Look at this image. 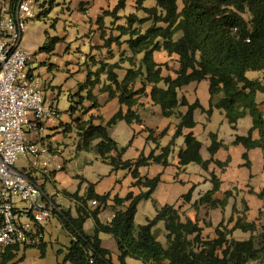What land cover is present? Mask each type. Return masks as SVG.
I'll list each match as a JSON object with an SVG mask.
<instances>
[{
	"label": "crops",
	"instance_id": "0c3cea01",
	"mask_svg": "<svg viewBox=\"0 0 264 264\" xmlns=\"http://www.w3.org/2000/svg\"><path fill=\"white\" fill-rule=\"evenodd\" d=\"M39 1L41 20L32 23L23 37L22 45L34 54L28 69L29 78L38 82L46 103L57 107L60 117L53 122L41 123L37 131L31 128L35 123L34 117H29V142L48 145L53 155L51 177L47 178L37 172H32L31 177L37 183L40 180L44 182L42 187L53 203L74 218L78 217L79 204L66 197L65 192L79 193L81 197H86L92 185L95 194L109 195L107 205L99 216L103 224L109 225L115 218V197L125 199L131 193L137 196L147 189L134 186L136 180L131 170L116 171L94 152L81 150L77 120L87 121L90 117H101L103 123L95 120L94 124L106 125L120 110L127 113L128 108L122 106L118 98L110 99L109 93L103 88L109 84L107 72L110 66H119L114 71L121 82L129 69L140 66L143 56L133 58L126 42L128 37L122 36L120 28L127 25V17L138 15L142 18L145 15L138 11V0H126L125 8L115 16L113 13L121 0ZM143 7L154 8L156 1L145 0ZM52 40H56L52 52L41 51ZM154 60L162 66L163 77H176V71L180 68L178 55L160 51L154 54ZM89 75L92 81L97 80L92 93L97 99L98 108H92L93 102L86 99L90 88L82 89ZM262 76L261 73V77L256 80H262ZM140 88L142 85L138 82L135 90ZM151 91L152 86H148L145 93L137 97V103L132 108L140 117L141 123L120 121L110 131L118 145L126 149L123 155L125 162H135L141 155L148 157L152 152L159 155L163 148L171 146L169 166L153 164L138 170L142 178L159 177L160 184L151 199L139 204L136 225L146 226L157 217L161 209L172 206L179 212L182 222L198 223L205 240L215 239L220 225H229L232 229L238 218L243 217L248 223H256L258 230L253 234L236 230L232 238L247 241L252 236H258L264 230V198L259 197L264 192V151L260 148L247 150L243 145L234 144L237 136L249 135L254 125L253 119L247 116L234 129L224 110L214 108L211 114L208 113L211 107L209 81L192 83L180 89L178 97L180 100L186 99L190 105L199 102L203 109L194 113L195 127L183 129L182 135L176 138L180 115H186L188 107L180 106L176 115L165 117L161 107L152 101ZM81 98L83 101L79 104ZM63 100L66 110L61 109ZM256 101L264 114V94L258 93ZM188 134H193L202 143L201 156L204 161L212 159L209 151L212 145L211 135H217L224 147L215 154L214 161L223 166H218L215 162L207 169L197 164L182 166L179 153L185 149V137ZM252 137L258 140L259 131H253ZM245 154L248 155V161L244 158ZM248 162L250 167L247 166ZM18 168L27 170L28 161L25 160L22 166L18 164ZM213 177L220 184L213 199L225 200V205L217 208H212L209 203H199L202 197L214 189ZM227 193L230 196L226 199ZM189 194L191 197L186 200L185 196ZM128 205L126 203L124 207ZM89 207L95 210L98 206H93L90 202ZM232 218L234 222H230ZM84 230L89 236L95 234L93 219L87 220ZM152 233L164 247L168 246V232L164 222H159ZM69 236L71 237L70 234ZM100 239L103 248L111 252L113 263L119 264L116 240L108 234H101ZM44 244L46 257L48 245ZM39 250L41 257L45 258L41 249ZM127 262L143 264L132 259Z\"/></svg>",
	"mask_w": 264,
	"mask_h": 264
},
{
	"label": "trees",
	"instance_id": "16d2710c",
	"mask_svg": "<svg viewBox=\"0 0 264 264\" xmlns=\"http://www.w3.org/2000/svg\"><path fill=\"white\" fill-rule=\"evenodd\" d=\"M144 1L138 0V11H142L145 17L131 15L127 17V25L120 28L122 36L128 37L126 42L133 58L143 56L141 64L129 69L122 82L114 71L119 66H110L107 72L109 84L103 88L109 93L110 99L118 98L120 104L128 108L127 113L120 110L106 125L94 124L95 120L103 123L101 117L77 120V128L81 137V150L94 152L116 171L131 170L136 180L134 186L146 188L147 191L137 196L131 193L125 199L115 197V218L109 225L103 224L99 218L109 195L95 194L92 185L86 197L65 192L66 197L79 205L77 218L67 211L56 213L72 237L64 262L91 264L90 254L93 253V264H114L111 252L103 248L100 239L101 234H108L117 242L119 264H128L129 259L143 264H264V230L247 241L232 238L236 230L251 234L258 230L257 224L248 223L245 217L238 218L232 229L229 225H220L216 230L217 237L213 240L202 237L198 223L182 222L179 212L172 206L161 209L146 226H137L135 219L139 204L151 199L160 184L159 177L142 178L138 170L153 164L169 166L171 146L163 148L159 155L152 152L148 157L141 155L135 162H125L123 155L126 149L121 148L110 134L120 121L141 123L132 108L137 103V97L144 94L148 86H152V101L161 107L165 117L176 115L180 106L188 107L187 114L180 115L176 138L181 136L183 129L195 127L194 113L203 108L199 102L190 105L186 99L180 100L178 92L192 83L208 80L211 95L208 113L211 114L214 108L224 110L234 129L240 120L250 116L254 124L252 130L246 137L237 136L234 144L243 145L247 150L260 148L264 151V114L256 101L258 93L264 94V0H155L154 8H144ZM125 4L126 0H121L113 15L124 9ZM40 18L39 14L37 20ZM146 22H151V25L142 29L141 26ZM55 42H48L41 51L52 52ZM160 51L180 57L176 77L162 76V66L154 60V54ZM133 58L130 60L133 61ZM249 72L262 73V80H250L247 77ZM138 82L142 88L135 90ZM96 83L97 80L92 81L89 75L87 83L82 86V89L90 88L86 99L93 102L92 108L99 107L92 93ZM82 101L83 98L78 101L79 104ZM256 130L260 133L258 140L252 137V132ZM211 138L209 151L212 159L204 161L201 156L202 143L193 134H188L185 137V149L179 153L180 164H197L207 169L215 162V154L224 147L217 135H211ZM244 158L248 161L247 154ZM215 163L223 166L220 162ZM247 166L250 167L249 162ZM213 181L214 189L202 197L199 203H209L212 208H217L225 205V200L213 199L220 188L214 177ZM229 196L230 193H227L226 199ZM190 197L189 194L185 199ZM259 197L264 198V192ZM92 201L99 203L95 210L89 207ZM126 203H129L128 207H124ZM89 219L95 222L93 236L84 230ZM159 222L165 223L168 232L167 247L158 242L152 233ZM230 222H234V218ZM44 245L39 247L43 257ZM18 256L9 252L3 264L14 262Z\"/></svg>",
	"mask_w": 264,
	"mask_h": 264
},
{
	"label": "built area",
	"instance_id": "2783aa9c",
	"mask_svg": "<svg viewBox=\"0 0 264 264\" xmlns=\"http://www.w3.org/2000/svg\"><path fill=\"white\" fill-rule=\"evenodd\" d=\"M40 11L39 0H0V264L9 252L41 247L49 223L62 212L31 177L37 172L50 178L53 155L48 145L29 142V117L35 119L34 131L60 117L38 82L29 78L34 54L22 45ZM21 158L28 161L27 170L18 168Z\"/></svg>",
	"mask_w": 264,
	"mask_h": 264
},
{
	"label": "rangeland",
	"instance_id": "374dc122",
	"mask_svg": "<svg viewBox=\"0 0 264 264\" xmlns=\"http://www.w3.org/2000/svg\"><path fill=\"white\" fill-rule=\"evenodd\" d=\"M151 25V22L144 23L141 28L146 29ZM84 51H87V48H84ZM247 77L250 80H256L261 77V73L259 72H249ZM61 109L66 110V103L62 101ZM20 166L25 164V159L21 158L18 163ZM39 184L41 186L44 185V182L40 180ZM259 235V234H258ZM45 243L48 245L47 255L45 258L41 257V252L39 248H28L25 251L19 254L18 258L9 264H62L65 260V255L67 252V246L71 243V237L69 233L64 229L62 221L57 214L47 228V234L45 238ZM25 257V260L21 261V259Z\"/></svg>",
	"mask_w": 264,
	"mask_h": 264
}]
</instances>
